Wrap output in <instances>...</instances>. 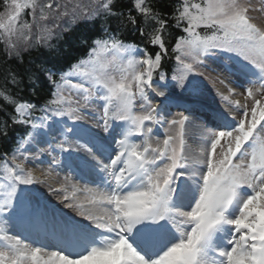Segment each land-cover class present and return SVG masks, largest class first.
Wrapping results in <instances>:
<instances>
[{"label": "snow or ice", "instance_id": "6c2138e0", "mask_svg": "<svg viewBox=\"0 0 264 264\" xmlns=\"http://www.w3.org/2000/svg\"><path fill=\"white\" fill-rule=\"evenodd\" d=\"M115 2L0 0V43L9 59L47 45L59 20H105V36L92 41L86 58L58 80L45 72L54 90L42 106L0 89L14 109L11 124L28 129L0 157V264H264V21L256 22L264 0H177L171 14L151 0H132L126 13ZM26 12L31 20L22 19ZM108 17L118 18L117 32L109 34ZM169 20L183 32L171 47V80L184 89L190 77H202L224 109L197 125L195 137L189 115L167 118L149 94L167 99L168 84L154 87V76L167 81ZM128 24L154 52L119 38ZM210 56L230 62L227 75L200 70ZM233 74L244 77L242 92ZM9 78L19 83L10 70L5 84ZM93 103L101 110L96 126L110 139L81 123ZM2 127L6 136L8 120ZM40 143L47 147L33 154L31 146ZM44 153L52 157L45 177L66 171L58 187L47 185L63 208L32 201L30 186L46 180L25 165L30 154ZM20 219L43 239L13 232Z\"/></svg>", "mask_w": 264, "mask_h": 264}, {"label": "trees", "instance_id": "16d2710c", "mask_svg": "<svg viewBox=\"0 0 264 264\" xmlns=\"http://www.w3.org/2000/svg\"><path fill=\"white\" fill-rule=\"evenodd\" d=\"M177 0H151L154 9L161 13L171 14ZM132 0H116L113 7L116 10L125 13L131 7ZM0 4V10H2ZM135 15V13H133ZM139 19V18H138ZM117 17H108L107 25L109 34L117 32ZM173 21L169 20L168 32L170 37L166 38L168 44V55L162 62V69L167 75H172L176 66L174 55L171 47L174 45L178 36L183 35L181 29L173 27ZM105 24L103 16L96 18L94 21H82L68 24L62 31L52 37L47 45H35L27 51L21 53L22 59H9L5 52L4 46L0 43V89L10 90L13 97L21 101H30L40 107L50 98L54 85L46 78L45 72L55 73L58 80L61 72H66L72 63L81 58H86L90 51L92 41L105 36L102 26ZM69 30H65V29ZM200 31H203L201 29ZM119 38L125 43H135L142 47H148L149 51L155 49L147 45L145 39L140 36L138 31H134L131 24L119 29ZM10 70L17 76L18 84L9 82L5 84L6 72ZM31 77V79H30ZM14 111L13 106L5 103L0 99V154L9 153L15 137L18 133L22 134L25 126L13 125L7 114ZM39 113V112H36ZM8 120L9 127L7 135H3V121Z\"/></svg>", "mask_w": 264, "mask_h": 264}, {"label": "rangeland", "instance_id": "374dc122", "mask_svg": "<svg viewBox=\"0 0 264 264\" xmlns=\"http://www.w3.org/2000/svg\"><path fill=\"white\" fill-rule=\"evenodd\" d=\"M61 2H63V0H61ZM84 2L87 3L88 0H84ZM253 2L255 3V0H253ZM2 10H0V11H2ZM253 15H256V14L253 13ZM22 19L31 20V16H29L26 12L23 14ZM262 21H264V17L258 16L256 22L261 23ZM68 24H69V22H68L67 18L57 21L55 23V25H53V36L52 37H54L56 34H58L60 31H62ZM228 63H230V62L224 61L220 56H210V57L205 58V63H204V65L201 66V70L204 71L205 73H207L210 70L215 69V73H213V74L227 75V73L223 72V69L226 67V65ZM230 79L232 80L234 86L239 85L238 91L242 92L243 88L245 86H247L244 77L239 76V74H233L230 77ZM161 83L162 82L159 81V84H161ZM164 83H167L168 87L172 88L170 90V91H172L171 93H175L179 96L182 95L184 97L196 95V96H198L197 99H200L201 101L206 102L207 104L215 105L216 107L220 108L221 110H224L219 97L215 93V90L212 89L211 85L207 81H204L202 77H199V79H197V84H198L199 89H194V91H193L192 83L190 84L191 90H182L181 88L176 87L174 82L165 81ZM155 86H156V82H154V87ZM219 87H221L222 91L224 90L222 86H219ZM150 93H151V91H150ZM152 93H154V92H152ZM152 98H153V101L156 99L153 96H152ZM241 99H242V97H241ZM84 112L86 115V119L84 121H82L81 123L84 124V126H86V127H90V128L92 127L91 130L93 132L94 131L96 132L99 130V132H98L99 136L104 137L105 139H110L109 134L105 133L101 127L95 128V125L97 124L99 116L101 115L100 107L97 104L93 103L89 107H86L84 109ZM191 128H193L194 130H192ZM191 128L188 129L189 134L192 133L191 136L195 137V136L199 135V129L195 130L198 128L197 125L193 126ZM94 129H96V130H94ZM113 131H114V128L111 129V135H113ZM194 131H196L197 133L194 134L193 133ZM190 144H191V147L189 149V153L191 154V153L195 152L196 149H198V142L195 140H192V141H190ZM31 147H32V153L34 154L36 151H38L39 148L47 147V145L44 143H40L38 145H33ZM51 160H52V157L48 156L47 153L42 154L39 159H33V155L32 154L29 155V161L26 163L25 166L27 168H31L33 170V174L35 176L39 177L40 179L46 180L45 184H36V185L30 186V187H31L32 192L37 191L46 200L45 206L47 208H51L52 206H58V207L63 208V205L60 203L59 197L55 194L50 193L47 185L51 184L52 187H58L59 181L62 180L63 176L66 174V171L61 170L60 168H57V171L60 173L59 177H56L54 175L49 176V177H45L43 175V172H44V170H46L48 168L49 164L51 163ZM41 161H43V162H41ZM8 162L11 163V160ZM65 211H69V210L65 209ZM71 214L74 215V213H71ZM10 227L15 232L22 234L20 232V229H23L24 223H21V222H19V220H16L12 223V225Z\"/></svg>", "mask_w": 264, "mask_h": 264}, {"label": "bare ground", "instance_id": "6f19581e", "mask_svg": "<svg viewBox=\"0 0 264 264\" xmlns=\"http://www.w3.org/2000/svg\"><path fill=\"white\" fill-rule=\"evenodd\" d=\"M164 91H165V90H164ZM167 92H168V91H165L167 97L172 96L170 93L168 94ZM173 97H175V96H173ZM197 109L199 110V114L201 115V117H205V118H206V115H208V114H207L204 110H202L201 108H199V107H197ZM194 112H196V110H194ZM206 119H208V118H206ZM192 129H193V128H192ZM195 130H198V128L195 129Z\"/></svg>", "mask_w": 264, "mask_h": 264}]
</instances>
